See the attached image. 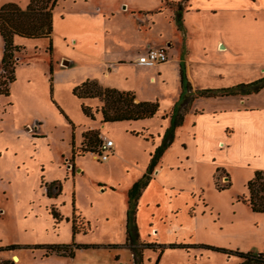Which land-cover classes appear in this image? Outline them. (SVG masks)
<instances>
[{
    "label": "rangeland",
    "instance_id": "obj_1",
    "mask_svg": "<svg viewBox=\"0 0 264 264\" xmlns=\"http://www.w3.org/2000/svg\"><path fill=\"white\" fill-rule=\"evenodd\" d=\"M28 2L0 0V9L16 4L24 10ZM122 6L135 10L126 15ZM248 7L252 12L245 21L239 13L233 23L223 13L187 21L185 39L168 23L175 22L179 8L183 22L190 10L188 0H58L51 53L47 39L14 38L20 47L14 53L15 80L8 84V94L0 95V264H134L127 248L114 246L125 243L128 191L162 144L163 116L178 99L179 82L171 73L164 85L159 79L150 84L148 78L159 71L153 68L118 71L111 65L112 75L103 76L98 70L101 61L129 60L134 52L138 55L152 41H160L168 54L177 48L185 61L189 52L199 89L255 82L264 78V23L256 21V9L249 2ZM131 15L137 18L138 41L128 25ZM230 30L235 36L228 50L219 45L217 51L216 39ZM121 48L130 53L121 56ZM2 52L0 38V74ZM63 61L75 69L73 82L98 78L99 84L133 92L139 101L158 103V113L146 123L102 124L95 113L99 99L76 98L72 90L82 82L71 88L63 77L54 76L58 67H67ZM244 97L236 98L242 110L264 105V89ZM245 99L257 107L243 104ZM81 105L92 109V118L82 114ZM210 106L199 100L193 110L203 113ZM236 121L242 135L236 142L232 139L230 150L195 147L189 122L175 131L137 211L140 240L165 247L161 254L144 250L141 264L241 263L236 256L200 245L264 254V214L253 212L245 202L247 183L256 172L252 166L264 165V123L248 114ZM88 131L98 134L90 148L97 149L101 135L113 141L108 161L82 152ZM170 244L187 247L170 249ZM49 245H68L73 256L56 255L45 249Z\"/></svg>",
    "mask_w": 264,
    "mask_h": 264
},
{
    "label": "trees",
    "instance_id": "obj_2",
    "mask_svg": "<svg viewBox=\"0 0 264 264\" xmlns=\"http://www.w3.org/2000/svg\"><path fill=\"white\" fill-rule=\"evenodd\" d=\"M58 0H29L26 9H21L16 4H7L0 9V38L3 43L0 74V95L8 94V84L14 82V53L20 47L14 45L15 37L37 40H49V52L52 51L51 35L53 31V10ZM181 9L176 11L175 21L179 30H182ZM51 71V70H50ZM181 94L172 107L168 117L169 126L166 128L162 138V144L151 155L145 174L137 180L128 191V209L125 223V243L117 248H127L134 264L142 263L144 250H158L162 253L165 246L156 243H144L140 240L136 223L138 201L143 190L148 186L151 176L159 163L166 148L174 141L175 131L181 127L184 116L188 111L190 103L195 98H217L225 96H248L256 94L264 89V78L248 84H240L223 89H201L192 92L191 85L187 81L183 63L180 64ZM72 94L78 99H99L101 106L95 113L101 115V123L136 122L152 119L159 111L158 103L149 101H137L133 92L119 91L114 88H103L96 80H86L73 88ZM81 112L87 118L93 117L92 109L81 105ZM84 153H97L92 147L94 139L98 134L88 131L84 134ZM101 141L98 140L97 148ZM90 148V149H88ZM54 185V184H51ZM222 190L223 187H218ZM248 198L245 202L255 213L264 214V171H256L254 177L247 183ZM74 232V230H73ZM170 249H181L187 245L170 244ZM199 248L219 252L226 255L236 256L241 260L240 264H264L263 253L232 252L212 246L200 245ZM45 249L61 256H73L68 245H49Z\"/></svg>",
    "mask_w": 264,
    "mask_h": 264
},
{
    "label": "crops",
    "instance_id": "obj_3",
    "mask_svg": "<svg viewBox=\"0 0 264 264\" xmlns=\"http://www.w3.org/2000/svg\"><path fill=\"white\" fill-rule=\"evenodd\" d=\"M188 2H189L190 10L186 11V13H184L183 15L182 30L178 29L176 21L175 22L171 21L170 23H168L169 25L174 23L175 28L177 27L178 31H180L181 34H183L182 36L185 37V39L187 35H189L188 29L186 27L187 21L191 22L195 18H198L201 16L206 17V18L208 16V18H210L211 16H216L220 13H223L225 14V16L230 17L233 23V21H235V18H236L235 14L239 13L241 15L240 18H242L245 21V19L249 17L248 16L249 14L251 16V12H252L251 11L252 8L248 7V2L250 3V5H252L256 9V15H255L256 21L260 20V22L264 23V0H188ZM123 7H126V10L125 11L121 10V13L126 14V15L129 10L131 12L135 10L134 8L131 9L128 6H122V9ZM136 11H142V10H136ZM96 13L94 14L96 15ZM94 14H91V15H94ZM104 17L105 15H103L101 19H103ZM129 17L130 18H129L128 25L131 27L133 36L137 37V41H138L139 34H138V31H136V28L134 25L135 24L134 22H136L137 18H135L134 15H131ZM258 17H260V19ZM52 20H53V17H52ZM52 26H53V22H52ZM221 35L222 36L219 35V37L216 39L215 47L217 48V51H218V46L222 45L223 48L225 49L224 50L225 52L228 50L227 45L229 44V42L232 41V39L234 38L233 36L235 35L231 34V30L228 33H224ZM150 45H151L150 47L146 48L144 51H142L138 55L134 52L133 55H131L132 57H129V60H126V61L121 60V59H118V61L116 60L103 61L102 60L101 61L102 66L99 67L98 70H100L103 76H110L112 75V69H114L115 67L116 68L114 70H118V71H119L118 69L119 67L120 68L128 67V68H136V69L137 67L159 69L156 75L150 76L148 78V82L150 84H154L159 79L160 84L162 85L165 84L167 77L171 73L174 75L176 74L178 82H179V96H180L181 94L180 64L183 63L184 69H185V75H186L187 81L191 85L192 92L196 90H201L199 89V86L196 83V72H195V67H194L195 63L193 60L190 59L189 52H187V59L185 61L183 59L182 52H178L177 48L175 52H171L170 50L171 48H170L169 54H168V48L160 47L161 45L160 41H152ZM171 47L174 48L173 46ZM154 48H161V49L166 50L168 60L166 63L163 64L164 66H161L158 68L156 65L139 66L136 64V60L139 56L145 54L148 51V49H154ZM118 52H120L119 54L121 56H124V55L126 56V54L130 53V49L121 48L119 49ZM63 65L67 67L65 68L58 67L59 70H57L56 74L54 75L55 77L56 76H59L61 78L63 77L65 79V83H69L71 85V88L77 83L82 82V80H79L78 82H73L71 74L75 71V69L71 66H68V62L66 61H63ZM111 65L114 66V68L109 67ZM169 69H171V71H168ZM95 80L97 82L99 81L98 78L97 79L95 78ZM99 85L103 88H114V87H111V85H109L106 82H100ZM117 90L124 91L120 89H117ZM126 92H129V91H126ZM179 96H178V99H179ZM238 97L245 98L244 96H225V97H217V98H195L194 99L195 101L194 100L192 101V104H194V106H195L196 101H199V100H206L211 105L210 109L204 110L203 113H195L194 112L195 110H193L194 106H192V109L188 108V111L186 112L184 116V121H183L182 126L189 122L190 127H191L190 134H192V140L194 142L195 147H197L200 150H205L206 149L205 147H207L205 145H208L209 149L205 150L207 152L211 151L212 147L214 150H216L220 146H226L228 147V150H230L232 139L234 138L236 142L238 135L239 136L242 135L241 133L242 129L237 124V121H236L239 115L248 114L249 116H259L261 117L264 123V105H260L259 107H257V105H250V103H248L249 100L245 99L242 101L243 104L245 105L247 104L251 108L257 107L258 109L256 108L254 110H242L240 109L241 107L238 106L237 104L236 98ZM136 100L139 101L137 96H136ZM176 102L177 101H175V103ZM171 109L166 111V113L170 112ZM148 120H142V121H137V122L146 123ZM163 121H164L165 128H167L170 123L168 115L163 116ZM179 128H177L176 130H178ZM209 130L212 133H209ZM114 148H115V144H114ZM261 154L264 158V149L262 150ZM237 162L240 166H242V164H240V161H237ZM243 165L248 166L247 164H243ZM252 171L254 172L264 171V165H254L252 166ZM137 211H138V206H137ZM136 223H137V213H136Z\"/></svg>",
    "mask_w": 264,
    "mask_h": 264
},
{
    "label": "built area",
    "instance_id": "obj_4",
    "mask_svg": "<svg viewBox=\"0 0 264 264\" xmlns=\"http://www.w3.org/2000/svg\"><path fill=\"white\" fill-rule=\"evenodd\" d=\"M168 60L167 52L165 49L154 48L139 56L136 64L139 66H154L166 63ZM114 143L111 139L102 136L101 143L97 148V159L101 162L108 161L109 157L114 154Z\"/></svg>",
    "mask_w": 264,
    "mask_h": 264
},
{
    "label": "bare ground",
    "instance_id": "obj_5",
    "mask_svg": "<svg viewBox=\"0 0 264 264\" xmlns=\"http://www.w3.org/2000/svg\"><path fill=\"white\" fill-rule=\"evenodd\" d=\"M14 261H15V262H18V261H19V259H18L17 257H15V258H14Z\"/></svg>",
    "mask_w": 264,
    "mask_h": 264
},
{
    "label": "water",
    "instance_id": "obj_6",
    "mask_svg": "<svg viewBox=\"0 0 264 264\" xmlns=\"http://www.w3.org/2000/svg\"><path fill=\"white\" fill-rule=\"evenodd\" d=\"M221 49H223V46L221 45Z\"/></svg>",
    "mask_w": 264,
    "mask_h": 264
}]
</instances>
